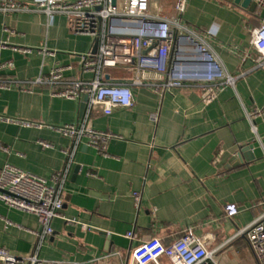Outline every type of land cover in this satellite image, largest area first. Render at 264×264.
<instances>
[{"label":"crops","instance_id":"obj_1","mask_svg":"<svg viewBox=\"0 0 264 264\" xmlns=\"http://www.w3.org/2000/svg\"><path fill=\"white\" fill-rule=\"evenodd\" d=\"M22 1L31 10L0 13V42H7L0 62H13L1 77L28 82L69 66L64 82L92 79V72L81 70L92 38L73 32L63 14L46 16L33 0ZM159 1L166 12L170 1ZM179 21L214 50L233 84L196 81L167 88L164 80L146 74L142 83L130 85L132 107L108 115L99 107L90 110L87 125L119 136L108 141L106 154L83 140L73 147L68 137L46 126L81 123L84 95L53 96L51 90L64 83L0 89V116L43 123L24 127L0 119V143L7 148L0 149V167L10 163L42 178L65 172L61 216L51 220L52 233L42 234L35 215L0 202V247L73 264H136L132 250L145 238L168 245L191 230L207 240L217 264H258L246 237L237 232L264 213V68L257 65L251 42L264 11L233 0H185ZM4 26L15 33L8 35ZM185 42L178 41L180 55ZM103 73L111 81L133 78L121 67ZM208 87L216 93L210 102L205 101ZM254 108L263 115L251 122L246 113ZM39 140L52 147L42 148ZM134 191L140 193L137 208ZM226 204H234L237 213L228 216ZM130 230L133 235L126 237ZM160 261L172 264L165 257Z\"/></svg>","mask_w":264,"mask_h":264},{"label":"built area","instance_id":"obj_2","mask_svg":"<svg viewBox=\"0 0 264 264\" xmlns=\"http://www.w3.org/2000/svg\"><path fill=\"white\" fill-rule=\"evenodd\" d=\"M167 11L159 0H33V5L46 16L63 14L75 33L92 38L91 46L81 60V70L92 72L90 80L63 81V72L69 66H57L48 73H39L33 80L23 82L1 77V72L11 70L13 62H0V89L8 90L17 86L20 90H29L25 83L31 85H56L64 83L60 89H52L53 96L75 99L87 96L85 119L81 123H64L62 125L47 124L51 130L68 137L73 147L82 140L99 153L106 154L105 149L110 139L118 135L103 130H96L86 124V118L92 108L99 107L108 115L115 108H130L134 97L131 83L138 84L151 74L154 79L164 80L167 88L179 87L185 82L202 81L219 82L232 85L235 78L224 69L214 50L204 42L193 30L181 24L179 17L184 11L185 0H169ZM257 8L264 11V0H252ZM31 10L28 2L22 0H0V13ZM8 35L15 31L4 26ZM185 39L182 55L179 40ZM97 49L92 52L94 42ZM252 45L258 52L257 65L264 68V21L252 31ZM0 42V48L6 45ZM14 50L22 53L30 51L24 46H14ZM43 52H48L45 48ZM122 67L133 73L132 80L111 81L103 70ZM216 96L212 87L205 91V101L210 102ZM252 122L262 116L260 109L254 108L246 113ZM155 120V115H151ZM1 120L13 122L24 127H41L43 123L0 116ZM253 129L254 126H252ZM42 148H51L52 144L39 140ZM0 149L7 148L0 143ZM69 155L70 151L62 150ZM65 179L64 171H57L49 178H42L10 163L0 167V202L11 208L33 214L42 226V234L52 233L51 220L61 216L63 201L60 194ZM133 204L137 208L140 200L138 191L132 192ZM228 216L237 213L234 204H226ZM237 234H243L258 264H264V213L250 224L241 228ZM133 232L127 231L126 237ZM207 240L186 230L179 238L168 245L161 243L157 237L142 240L132 250L136 264H161L165 257L172 264H217L213 252L206 247ZM0 264H73L65 260H44L35 252L17 255L4 247H0Z\"/></svg>","mask_w":264,"mask_h":264},{"label":"water","instance_id":"obj_3","mask_svg":"<svg viewBox=\"0 0 264 264\" xmlns=\"http://www.w3.org/2000/svg\"><path fill=\"white\" fill-rule=\"evenodd\" d=\"M234 3L241 5L244 8H248L250 11H255L257 8L256 3L252 0H233ZM97 49V41L94 42L92 47V52L95 53ZM87 101V96L84 95L83 100L80 103V108L83 110V107L85 106V103Z\"/></svg>","mask_w":264,"mask_h":264},{"label":"rangeland","instance_id":"obj_4","mask_svg":"<svg viewBox=\"0 0 264 264\" xmlns=\"http://www.w3.org/2000/svg\"><path fill=\"white\" fill-rule=\"evenodd\" d=\"M165 3V2H164ZM122 68V67H121ZM124 69V68H123Z\"/></svg>","mask_w":264,"mask_h":264}]
</instances>
